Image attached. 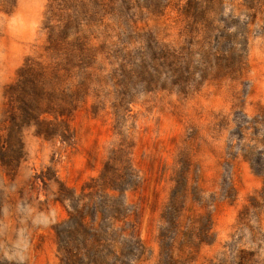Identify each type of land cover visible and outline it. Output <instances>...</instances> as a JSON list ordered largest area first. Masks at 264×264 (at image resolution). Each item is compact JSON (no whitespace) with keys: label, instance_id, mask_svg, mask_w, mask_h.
I'll return each instance as SVG.
<instances>
[{"label":"rangeland","instance_id":"obj_1","mask_svg":"<svg viewBox=\"0 0 264 264\" xmlns=\"http://www.w3.org/2000/svg\"><path fill=\"white\" fill-rule=\"evenodd\" d=\"M0 264H264V0H0Z\"/></svg>","mask_w":264,"mask_h":264}]
</instances>
